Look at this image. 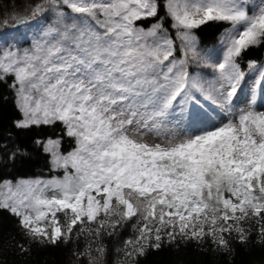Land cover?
Returning <instances> with one entry per match:
<instances>
[{"label": "snow or ice", "instance_id": "obj_1", "mask_svg": "<svg viewBox=\"0 0 264 264\" xmlns=\"http://www.w3.org/2000/svg\"><path fill=\"white\" fill-rule=\"evenodd\" d=\"M0 128V257L264 264V0H0Z\"/></svg>", "mask_w": 264, "mask_h": 264}, {"label": "trees", "instance_id": "obj_2", "mask_svg": "<svg viewBox=\"0 0 264 264\" xmlns=\"http://www.w3.org/2000/svg\"><path fill=\"white\" fill-rule=\"evenodd\" d=\"M29 2L30 0H16V3L20 5L21 8ZM218 31L219 30L215 28H204L200 35L203 36L206 41H211L213 39L212 34ZM6 113L9 115L11 114L10 107L6 110ZM6 134L7 133L5 129L0 128V137ZM42 170L44 171L45 176H47V171L44 167V157H40L37 163L29 165L28 167L23 169L21 174H39ZM129 234H131L130 229L128 232L125 233V235ZM177 258L188 262V264H203V261L206 259V257L198 253L194 249V247L182 249L179 253H175L170 249H165L162 253L157 256H154L152 259L154 261H157L158 264H165V262L169 260H175ZM0 260H6L7 264H17V262H19L21 258L14 256L10 251L7 253L6 256L0 257ZM70 260L71 256L67 252V250H61L56 252H53L52 250H45L34 252L33 256L29 259V264H68ZM245 260H252L255 262V264H260L261 255L259 250L255 251L251 256H248L246 253H241L237 257V264H241V262Z\"/></svg>", "mask_w": 264, "mask_h": 264}]
</instances>
